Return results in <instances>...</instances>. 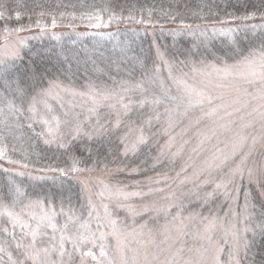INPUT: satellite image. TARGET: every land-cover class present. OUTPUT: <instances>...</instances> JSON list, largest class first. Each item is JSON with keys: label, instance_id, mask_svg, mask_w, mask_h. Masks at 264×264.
<instances>
[{"label": "rangeland", "instance_id": "374dc122", "mask_svg": "<svg viewBox=\"0 0 264 264\" xmlns=\"http://www.w3.org/2000/svg\"><path fill=\"white\" fill-rule=\"evenodd\" d=\"M241 23H245V21L236 19L235 22L226 20L192 24L184 22L160 25L140 24L142 28L143 24L147 26L144 29L155 39L153 43L154 60L147 70L145 77L136 83L120 84L112 87L95 86V88L100 92H119L120 95L125 96L124 103H128L129 100L132 101V111L127 117H120L121 123L113 133H119L121 137L127 135L128 140L133 141L140 134L139 129L141 127L139 122L145 124L151 118L150 130H155L156 125L159 128L158 124H160L162 132L159 138L158 153L160 154L159 160L163 161L164 164V173L159 175H156V173L151 174L149 171L140 173L136 167H127L126 165L104 170L75 172L71 168L65 174L70 175L73 179L74 186L81 194L80 197H83L82 205L84 208L82 206L76 208L77 206L71 205L73 201L59 203L57 205L51 200L48 202L43 197H40L41 194L38 189H32V191L40 195L32 194L23 197L19 193H16L15 197H9L6 201L0 199V264H12L13 261L24 260V256L22 255L24 250L23 245L29 243L31 239L30 236L26 235L29 229L25 228L21 223L13 225L7 212L10 211L14 215L19 216L21 221L32 227L35 226V221L31 219V214L36 213L37 215H41L47 212L52 217V222L56 224L58 229L65 223H68L69 217H73L77 225L87 221L92 231L96 232L97 236H99L100 232H112V227L107 223L109 217L105 214V206H107L108 212L111 214L110 218L118 221L117 228L120 230H128L133 226L138 227L144 223H147L148 228L162 230L163 226L170 224L172 217L179 212L184 218L190 215L194 217L191 221L185 219V223L189 225L187 229L189 232L203 233L209 221L216 218L215 226L208 233L211 237L210 241L197 240L189 235L183 238L185 247L206 248V264H216L217 257L218 264H236L237 260H239V264H248L253 261L257 253L256 247L253 248V242L251 241L252 231L247 233V239L250 241L247 254H245L242 244L239 252L234 249L231 232L233 225L241 233H243L245 227L252 230L256 228L258 221L255 215L247 221L244 219L246 215L253 213L252 200H259L264 204V197L260 195L255 183L249 186L247 177H245L242 184L238 180L237 184L241 190L238 198L235 199L233 197H236V192L233 188H229L227 190L228 194L226 195L224 189L214 192L215 184L203 185L199 189L200 197V193L204 194V196L207 193H213L211 197L218 195L220 199L222 198L221 205L217 210L211 212L205 211L203 214L190 210L183 211L185 206L198 200L196 195L188 197L180 196L181 192H190L193 187L191 184H180V180H183L185 175L181 170L187 167L186 174L191 175L193 167H200L205 160L210 159L217 152L218 148H225L230 134L218 130L217 134L213 136L210 130L215 125L209 119H202L197 124L196 120L200 117L199 109L190 111L186 116L175 115L170 124L168 117L165 115V105L160 104L159 106H154L150 103L152 99L162 95L164 88L169 89L170 95H177V85L174 83V78L182 79L189 85L201 86V81L204 77L199 71H194V69L211 71L205 65L216 64L220 66L222 64V60L216 59L212 55L210 57L204 56L200 58L196 57L195 54L189 55L188 57H180L178 54L169 55L167 48L163 44L165 39H183L191 48H195V46H201L216 37L231 39L236 29L247 26L246 28L250 29L251 41L256 42L258 45L251 48V50H255L258 53L262 42L261 36L264 34L263 32H259L261 29L264 30V27H260L264 25V15L259 14L248 20L245 24L241 25ZM107 25L99 24L98 28ZM253 26L257 27L253 28ZM6 28L8 31H5ZM77 28L82 29L80 26H77ZM15 29H22V31L17 32ZM69 29L75 30V28H68L66 25L61 24L52 26L48 23L38 26L5 22L0 25V63L19 57L15 53L19 51L21 54L23 47L31 40L38 39L39 37H48L52 35V31H56L57 33L58 31L63 33L70 32ZM85 32L87 31L85 30ZM21 40L25 42L23 47L20 44ZM234 59H239V56L234 57ZM233 62V59L228 61L230 64ZM59 84L61 88L54 89L50 95L39 91L29 105L31 121L39 124L37 127L40 128L39 130L43 133L45 140L53 139V137H57L58 140L59 133L64 135L63 142L68 143L72 137L68 135L70 125L66 123L67 121H71L73 125L77 121H80L82 122L84 131H91L92 126L96 124V116L99 115L101 123L107 121L109 127L115 126L117 111L122 112L123 110L119 105H117L116 109L108 107L109 103H115L114 100L105 102V104L97 109L96 114H92L89 112V109L93 107L90 99V87H88L89 89H78L62 83ZM137 85L141 87H137ZM65 88L69 89V91H64L63 89ZM122 88H127L129 91L124 93L121 91ZM80 93H84L85 95H80ZM142 100L145 101L143 106L139 103ZM157 113H159V119H156ZM58 122L59 129L57 132ZM49 128L52 129V132H49ZM52 144L58 145V142H53ZM128 154L133 153L129 152ZM238 162L239 158L237 157L235 163ZM235 163H230L228 167L223 168V173H227L229 167H234ZM25 164L11 163L10 160H6L5 157L0 156V172L13 173L31 182L37 183L43 180H50L54 176L63 174L58 170L52 171L48 168L31 166L29 164L25 168ZM246 167L251 168L254 173L264 170V150H261L259 145L247 160ZM20 173H24V175H20ZM177 173H181L180 176H177ZM223 173L213 172L212 175L219 179V176ZM105 185L108 186L107 189ZM149 188L164 189V191L152 192L151 194L143 196L129 195L126 199L124 196L118 195V191L129 194L137 192L148 193ZM246 190L251 191L247 211L244 208V191ZM173 191L177 193L178 199L173 200L171 197L167 200L163 199ZM89 199L91 200V204L89 203ZM37 200L43 202V208L29 206ZM178 203L182 204V207H176ZM153 204L156 206L171 204L173 206L170 208V214L167 216L163 213L157 214L151 210L147 212L143 211L146 206ZM129 206L136 213H139V215L134 216L133 212L129 211ZM89 212H91V217L89 216ZM233 213H236V215L234 216ZM204 217L208 219L204 220ZM97 218H99V226ZM69 226L70 228L73 227L72 224ZM45 231L47 235L41 238V247L47 246L51 242L52 236H55L58 242L60 236L59 231L54 233L51 228H47ZM106 242L107 247L105 251L111 257L114 255L117 241L109 235ZM17 245L21 247H17ZM179 246V244L176 245V247ZM65 247L69 251L72 249L70 242H66ZM89 247L91 245L86 246L83 250L87 251ZM93 251L99 256V247L93 248ZM10 255L11 259L9 258ZM185 258H187V254H185ZM53 259H56L55 255ZM26 264H31V262H26ZM92 264H95V262H92ZM257 264H264L262 254Z\"/></svg>", "mask_w": 264, "mask_h": 264}, {"label": "trees", "instance_id": "16d2710c", "mask_svg": "<svg viewBox=\"0 0 264 264\" xmlns=\"http://www.w3.org/2000/svg\"><path fill=\"white\" fill-rule=\"evenodd\" d=\"M0 4L4 5L2 10L5 11L0 25L13 22L38 26L49 23L53 26L55 19L54 25L75 28L65 33L52 31L48 37L31 40L19 57L0 63V148L5 150L2 157L31 166L64 170L63 174L37 183L13 173L0 172V199L6 201L15 197L17 188L23 197L38 194L32 191L38 189L41 194L38 195L44 200H51L56 205L73 201L71 205L76 208H84L83 197H80L71 176L65 174L73 168L70 155L81 159L82 163L77 165L81 168L104 170L126 165L136 167L140 173L149 171L159 175L164 173V164L158 153L162 130L160 124L159 128L156 125L155 130H150L151 125L139 122L148 143L140 146L135 154L127 155H124L119 133L105 138L102 146L96 140L89 142L87 138H71L67 151L57 144H45L37 127L39 124L31 121L29 105L41 88L48 87L47 81L54 80L78 89H89V85L112 87L136 83L145 77L154 60L155 39L144 29L147 27L144 24L235 22L236 19L246 23L264 14L261 0H0ZM16 12L20 13L19 19ZM99 24L108 25L95 26ZM246 27L236 29L231 39L216 37L195 48L183 39H165L163 44L169 55L178 54L180 57L195 54L199 58L212 55L217 59L224 58V53L236 52L243 55L258 46L251 41L250 29ZM259 32L264 33V30ZM33 68L48 70L40 85L35 83L31 74ZM85 145L93 149L91 159L84 151ZM219 199L215 196L208 200L207 208L215 207ZM262 204L259 200H252V210L258 222L260 212L264 210ZM198 206L199 203H193L189 208L197 209ZM254 231L256 235L252 234L251 241L257 256L248 264H257L261 254L264 260V237L259 229Z\"/></svg>", "mask_w": 264, "mask_h": 264}, {"label": "snow or ice", "instance_id": "6c2138e0", "mask_svg": "<svg viewBox=\"0 0 264 264\" xmlns=\"http://www.w3.org/2000/svg\"><path fill=\"white\" fill-rule=\"evenodd\" d=\"M261 4L264 5V0H261ZM3 4H0V19L5 18V11ZM16 18H20V13L16 12ZM42 15V14H41ZM255 15V13H252ZM264 15V14H262ZM11 18V17H9ZM98 18V17H97ZM245 19L247 17H244ZM92 19V17H89ZM112 19V17H110ZM53 19V25L55 24ZM99 26V25H95ZM257 26H253L255 28ZM264 27V25L260 26ZM5 31H8L6 28ZM19 32L22 29H15ZM260 51L257 53L255 50H250L247 55H242L239 52L236 53H224V58L217 57L222 60V64L217 66L216 64L205 65L206 68H210L211 71H199L204 77L201 81V86L189 85L184 80L174 78V83L177 85V95H170L169 89L164 88L162 95L155 97L150 101L154 106L160 104L165 105V115L168 117L171 124L175 115L186 116L190 111L199 109L200 117L197 118L196 123L199 124L202 119H209L213 121L215 125L210 131L215 136L219 131L230 134L229 140L224 149H217V152L213 156L205 160L203 164L196 168L193 167L191 175H187V167L181 170L185 173L184 179L180 180L181 185L191 184L193 187L190 192H181V197H188L196 195L199 199V189L203 185L215 184L214 192L220 189L227 190L233 188L238 198L240 193V186L237 184L239 180L242 184L245 177H247L248 184L251 186L255 183L259 193L264 197V170H260L254 173L251 168L246 167V162L249 157L256 150L259 145L261 150H264V34L261 36ZM24 41L21 40L20 44L23 47ZM16 56H20L19 51L15 53ZM235 56H239V59H234ZM228 59H233V63H228ZM4 71H8L5 69ZM47 69L41 71L39 69H31V74L35 78V83L40 85L47 73ZM48 87L41 88L44 94H52L54 89H60L61 85L54 80L47 81ZM91 89L90 99L93 107L89 109L92 114L97 113V109L108 101H115V103H109L108 107L116 109L117 105L123 110L117 111V120L115 126L109 127L108 122H100L99 115L96 116V124L92 126L91 131H84L82 122L77 121L74 125L71 121H67L70 125L68 135L73 140L87 138L89 142L96 140L102 146L103 140L110 137L111 134L119 127L121 123V116L127 117L132 111V101L124 103L125 96L120 95L116 91H97L94 85H89ZM137 87H141L137 85ZM69 91V89H63ZM121 91L127 93L129 89L122 88ZM75 94V93H74ZM80 95H85L80 93ZM141 106L145 101L139 102ZM9 107H12L10 104ZM156 119H159V113L156 115ZM47 123V121H45ZM148 126L151 124V118L146 122ZM59 129V122L57 124V132ZM49 132L52 129L49 128ZM139 136L133 141H129L127 135L120 137V141L123 144L124 155L129 152L135 154L139 147L148 143V137L144 135V129H139ZM74 133V135H73ZM40 135H43L41 133ZM211 138V137H208ZM64 135L58 133L57 137L53 139L45 140V144H51L58 142V147L65 149L70 148V141L68 143L63 142ZM203 143V141H201ZM84 151L87 152L88 158L91 159L93 149L90 145H85ZM5 155V150L0 148V156ZM99 155V149L97 150ZM239 158V162L235 163L236 158ZM69 159L72 160V171H91L92 169L78 168L77 165L82 163L81 159L76 155H70ZM11 163H19V161H10ZM230 163H235L234 167H229L227 173H223V168L228 167ZM28 167L27 164L24 165ZM56 171L57 169H49ZM63 172V169H59ZM135 171V169H133ZM213 172L223 173L219 176V179L213 177ZM181 173H177L180 176ZM24 175V173H20ZM101 183H103L101 181ZM159 183V181H157ZM107 185L105 188L107 189ZM164 189H152L149 188L148 193H123L118 191V195L124 196L126 199L129 195L143 196L151 194L152 192H163ZM19 193V188H17ZM103 195V193H101ZM213 193H207L204 197L205 200L211 197ZM251 191H244L245 204L244 208L247 211L249 207V197ZM173 200L178 199L176 192H171L169 196H165L163 199L169 198ZM91 204V200L89 199ZM33 207L43 208V202L40 200L32 202ZM173 205H161L146 206L143 211L149 210L156 212L157 214L163 213L165 216L170 214V208ZM176 207H182V204H176ZM255 207V206H253ZM261 209H264V204L261 205ZM129 211L133 212V215H139L131 206ZM105 214L108 218L107 223L112 227L111 233L100 232L97 236L96 232H93L89 223L76 224L73 217H69L68 223H65L59 229L56 224L52 222V217L47 212L41 215L36 213L31 214V219L35 221V226L32 227L29 224L20 220L19 216L14 215L12 212H7V215L11 218L13 225L17 223L23 224L29 231L26 235L30 236V241L26 245H23L24 260L13 261L12 264H206V248L202 247H188L184 245L183 238L186 236H193L197 240H211L208 234L215 226L216 218H213L205 226L204 232L191 233L187 229L188 224L185 223V219L191 221L194 219L192 215L184 218L178 212L172 217L170 224H165L162 230H154L148 228L147 223L141 224L138 227L133 226L128 230H120L117 228L118 221L110 218L111 214L108 212L107 206H105ZM54 215V214H53ZM235 216L236 213H233ZM254 213H249L244 217L245 221L250 219ZM91 217V212H89ZM261 220L256 224V228L259 229L261 237H264V210L260 212ZM98 226H99V218ZM207 220V217L203 218ZM70 224L73 225L70 228ZM51 228L53 232L59 231L60 236L58 242L56 237H51V242L47 246L41 247L42 237L47 235L46 229ZM232 238L234 242V249L239 252L241 244L247 254V249L250 247V241L247 239V233L252 231L253 236L256 232L248 227L243 229L241 233L235 225L232 226ZM6 231V229H5ZM111 235L117 241L114 255L109 257L105 251L107 247V237ZM66 242H70L72 245L71 251L65 247ZM179 244V247L176 245ZM91 245L87 251L83 249ZM17 247H21L17 245ZM99 247V256L93 251V248ZM187 254V258H185ZM56 259H53V256ZM11 259V255L9 256ZM90 258V259H89ZM216 264H218V257L216 258ZM239 264V260L236 261Z\"/></svg>", "mask_w": 264, "mask_h": 264}]
</instances>
